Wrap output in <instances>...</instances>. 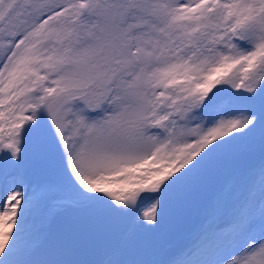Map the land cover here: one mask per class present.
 <instances>
[{
    "label": "snow or ice",
    "instance_id": "obj_1",
    "mask_svg": "<svg viewBox=\"0 0 264 264\" xmlns=\"http://www.w3.org/2000/svg\"><path fill=\"white\" fill-rule=\"evenodd\" d=\"M0 264H264V0H0Z\"/></svg>",
    "mask_w": 264,
    "mask_h": 264
},
{
    "label": "rangeland",
    "instance_id": "obj_2",
    "mask_svg": "<svg viewBox=\"0 0 264 264\" xmlns=\"http://www.w3.org/2000/svg\"><path fill=\"white\" fill-rule=\"evenodd\" d=\"M244 162L225 164L222 169L203 187L194 190L182 206L183 212L175 214L162 230L140 238L144 251L152 256H162L169 246L182 242L191 226L199 221L200 213L215 187L228 179H236V172ZM36 179L41 177L36 176ZM73 215V214H68ZM107 243V238L104 245Z\"/></svg>",
    "mask_w": 264,
    "mask_h": 264
},
{
    "label": "water",
    "instance_id": "obj_3",
    "mask_svg": "<svg viewBox=\"0 0 264 264\" xmlns=\"http://www.w3.org/2000/svg\"><path fill=\"white\" fill-rule=\"evenodd\" d=\"M58 228H72L81 230V234L74 241L73 247L69 250L70 255L74 256H87L89 253H99L101 241L104 234L98 231H89L87 225L78 218L75 217H63L58 222Z\"/></svg>",
    "mask_w": 264,
    "mask_h": 264
}]
</instances>
